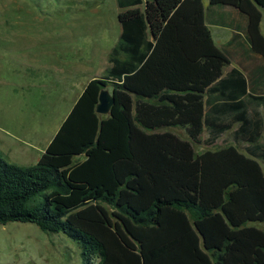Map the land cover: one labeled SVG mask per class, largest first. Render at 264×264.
Masks as SVG:
<instances>
[{
    "label": "trees",
    "instance_id": "trees-1",
    "mask_svg": "<svg viewBox=\"0 0 264 264\" xmlns=\"http://www.w3.org/2000/svg\"><path fill=\"white\" fill-rule=\"evenodd\" d=\"M183 2L117 0L110 67L88 82L35 165L0 158V225L62 233L88 263L264 264V95L249 92L239 70L224 74L198 18L188 37L216 55L182 47L170 19ZM208 2L246 18L264 60V0ZM107 87L114 105L100 115ZM204 132L207 146L227 132L234 144L197 154Z\"/></svg>",
    "mask_w": 264,
    "mask_h": 264
},
{
    "label": "rangeland",
    "instance_id": "rangeland-1",
    "mask_svg": "<svg viewBox=\"0 0 264 264\" xmlns=\"http://www.w3.org/2000/svg\"><path fill=\"white\" fill-rule=\"evenodd\" d=\"M119 13L117 0H0L1 159L23 167L38 162L88 82L109 67L121 34ZM189 34L184 27L180 37L188 50L216 55L211 47L192 45L196 38ZM173 131L187 137L181 128ZM206 137L194 144L197 154L234 144L230 132L213 146ZM0 264L95 262L62 233L12 223L0 225Z\"/></svg>",
    "mask_w": 264,
    "mask_h": 264
},
{
    "label": "crops",
    "instance_id": "crops-1",
    "mask_svg": "<svg viewBox=\"0 0 264 264\" xmlns=\"http://www.w3.org/2000/svg\"><path fill=\"white\" fill-rule=\"evenodd\" d=\"M195 5H197L196 10ZM185 6H188V9L180 13ZM119 11L121 12L120 9ZM197 12L199 15L195 17ZM196 18L208 31L219 56L227 62L228 66L225 68L224 74H228L232 69L239 70L247 78L248 91L253 94L264 95V60L251 50L247 41L244 32L247 25L246 18L235 8L229 6H216L209 11L208 0H184L170 19L177 27L178 37L184 49L185 45L180 38L182 30L187 27L188 30L192 31L194 26H198L199 23H197ZM183 37H185V32ZM96 77H100V75H94L92 79Z\"/></svg>",
    "mask_w": 264,
    "mask_h": 264
},
{
    "label": "water",
    "instance_id": "water-1",
    "mask_svg": "<svg viewBox=\"0 0 264 264\" xmlns=\"http://www.w3.org/2000/svg\"><path fill=\"white\" fill-rule=\"evenodd\" d=\"M114 105V97L104 88L99 96V104L97 106V113L100 115H109L112 106Z\"/></svg>",
    "mask_w": 264,
    "mask_h": 264
}]
</instances>
